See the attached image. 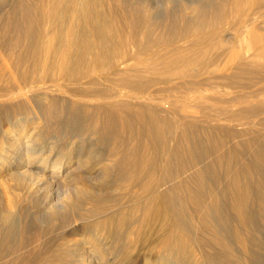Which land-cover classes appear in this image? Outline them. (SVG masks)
<instances>
[{"label": "bare ground", "instance_id": "bare-ground-1", "mask_svg": "<svg viewBox=\"0 0 264 264\" xmlns=\"http://www.w3.org/2000/svg\"><path fill=\"white\" fill-rule=\"evenodd\" d=\"M169 4L170 1H167L166 7ZM263 6L264 0H200L197 5L183 6L180 12L175 8L162 20H153L149 17L152 8L147 5L146 0H8L6 8L0 10V129L5 123L11 125L10 120L15 123L3 130V137H0V191L5 198L0 218L1 223L6 226L0 232V258L5 252L13 254L31 235L27 231L26 211L23 213L17 208L24 186L33 187L35 193H42L43 198H47L54 189H62L60 192L67 201L63 205L59 203L58 206L48 207L44 226L52 228L55 222L75 226L88 217L79 213L78 205L83 207L86 204L91 207L92 204H98L102 201L100 196L104 188L101 187L111 185L115 175L128 171L132 164L137 165L138 161L134 156L148 153L151 158L147 165L153 164V158L157 161V158L162 157L163 167L166 169V176H163L173 185L168 196L165 194L161 201L145 205L146 209H159L164 206V202L170 208L174 206L176 210H172L174 217L171 226H184L192 232L198 252L204 260L203 264H255L259 247L256 244L258 225L264 229L263 149H251L252 145L248 144L245 151H248L249 159H243L245 151L237 148L224 157L218 153L220 142L211 138V135H200L176 120L166 121L158 112L152 111V114L143 116L140 109L136 114H141L142 122L134 127L138 132L131 140V128L128 125L127 128L123 127V123L128 122L124 120V105H121L116 117L119 128L114 129V120H110L101 110L93 112L95 115L92 113L90 119L79 120L80 118L75 117L78 111L73 105L67 106V103H57L52 99H45L43 104L36 102L28 95L31 89L28 88L27 91L25 86L36 80L52 79L60 87L66 80L77 83L86 75L98 72H105L106 75H99L98 80L119 72L122 75L120 86H127V76L134 73L161 68L175 69L179 65L188 67L199 55L208 54L215 48V40L209 42L211 38L202 35L210 20L215 18L223 22L234 18L244 28H251L249 38L254 41L253 30L262 27L253 24L251 15ZM68 9L70 18L66 15ZM184 12L189 19L184 33L199 30L198 35L192 36L194 40L188 42L184 39L177 47L166 41L142 45L140 41L147 28L154 36L181 32L183 20L179 18ZM113 16L115 18H111ZM117 18L124 22L115 30L120 33L128 29L137 39L128 43L129 47L122 42L119 49L107 56L104 64L94 66L91 72L84 68L77 69L72 57L80 59L99 46L111 47L108 43L110 28L107 25L113 24L110 19ZM145 57L152 58L142 62L147 59ZM140 59L142 61L137 67H131V61L138 62ZM251 60L255 61L254 54ZM86 97L93 99L94 96ZM146 97L138 89L114 96L121 101L133 102L148 101ZM64 108L69 117L58 119V114ZM143 128L147 130L146 137L140 132ZM46 129L51 130L55 137L61 136V139L65 135L71 138L75 133H79L80 137L88 133L92 142L94 141L92 147L101 150L93 155L91 151L94 149L91 150L90 147L85 155L80 152L73 157H70L71 154L65 156L66 153H63L64 156L59 155L60 153L52 156L55 143L45 144V140L49 139L45 137L48 133L44 134ZM67 136L64 143L68 140ZM167 142L169 147L164 149ZM118 143L120 149L117 152L114 147ZM132 150L131 155L129 152ZM206 168L210 171L207 172ZM90 170H96V174L87 172ZM135 173L140 175L138 171ZM58 181L60 184H56ZM96 185L101 186L96 188ZM69 194L77 200L76 203L68 198ZM176 202L178 207L175 206ZM179 207L182 208L181 216L178 214ZM180 217L182 221L179 220ZM108 221L109 219L102 220L103 223ZM45 227L35 232L31 240L38 242L44 235ZM98 245L96 241L86 238L64 252L56 253L47 247L38 253L13 257L7 264H87L86 259L93 257L105 264L112 261L135 264L139 258L127 254L107 258ZM143 248L140 246V250ZM151 253L152 251L143 257L144 264L153 263ZM155 262L188 264L185 256L178 260L159 259Z\"/></svg>", "mask_w": 264, "mask_h": 264}, {"label": "rangeland", "instance_id": "rangeland-1", "mask_svg": "<svg viewBox=\"0 0 264 264\" xmlns=\"http://www.w3.org/2000/svg\"><path fill=\"white\" fill-rule=\"evenodd\" d=\"M7 1L0 0V10L6 8ZM167 1H170V4L166 7ZM146 3L152 8V14L149 17L153 20H162L168 12H173L175 8L179 9L178 12H180L183 6L197 5L200 0H146ZM185 12L179 18V20H183L181 21L183 29L179 32V36V33L154 36L153 32L148 31L149 28H147L144 38H141L140 41L142 45L146 46L151 42L166 41L173 43L177 47L183 43L184 39L188 42L194 40L192 36L198 35L199 30L193 29L190 34L184 33L189 20L186 15L187 12ZM70 14L68 9L66 15L69 16ZM251 20L254 21V25L262 27L258 28V30H253L254 41H250L249 38L250 27L244 28L239 21H234V18H228L223 22L214 18L210 20L209 27L207 26L202 32V35L211 38L209 42L215 40L214 50L208 54H203V56L199 55L195 62L188 67L179 65L175 69L161 68L131 74L125 80L128 87L120 86L121 73L115 72L105 78L106 80H98L99 75L106 76L105 72H98L97 74L90 73L86 75L77 83L66 80L63 84L60 83V87H58L56 81L46 79L44 81L36 80L30 82L25 88H27V91L31 89L27 93L34 100H37L36 102L43 104L45 99H52V101L57 103H67V106L73 105L78 111L75 117L80 118L79 120L90 119L93 112L101 110L106 113L105 115L110 120H114V129L119 128L116 117L119 115L121 105H124L126 108L123 113L124 120L128 122L123 123V127L127 128L128 125L131 128V140L133 135L138 132L134 127L142 122L141 114H136L138 109H140L143 112V116L145 114L148 115V113L152 114V111L158 112V115L164 117L166 121L176 120L186 124L188 128L197 131L200 135H211V138L220 142L218 153L224 157L227 156L229 151L236 148L239 151L247 150L248 144L252 145L251 149L261 148L264 151V25H261L264 24V6L251 15ZM110 22L113 24L107 25V27L110 28L108 43L111 44V47L101 48L99 46V48L91 49L85 56L82 55L81 60L75 56L72 57L71 60H74L73 63L77 69L84 68V70L91 72L94 66L104 64L107 56H111L117 48L119 49L118 46L122 42L129 47L127 44L133 39H137L133 33H129L128 29H124L120 33L115 30L118 25H122L121 23L124 22L121 18L110 19ZM113 25L114 27H112ZM155 38L158 39L155 40ZM253 54L255 61L251 60ZM151 58L144 59V61L140 59L138 62L131 61L130 65L135 68L139 62L150 61ZM132 89L142 91L147 96L148 101H121L114 98L118 93ZM87 95L94 97L89 99L86 97ZM38 98L41 99L38 101ZM94 98L98 99V101ZM245 102L248 103L244 104ZM68 115V111H65L64 108L57 117L58 119H66L69 117ZM94 115L95 113H93ZM10 121L11 125L15 123L12 120ZM11 125L5 123L1 126V138L4 134L3 130L11 127ZM146 131L144 128L140 130L142 136L146 137ZM44 134H47L45 137L49 138L47 141L45 140L47 142L45 143L46 145L55 143L52 156L60 153L59 155L62 156L71 154L70 157H73L77 154L79 155L80 152L85 155L89 152L90 147L94 145V141L92 142L93 139L88 133L82 135V137H80L79 133H75L77 136L74 134V137L72 136L71 138L65 135L62 139L61 136L60 138L55 137L49 129L48 131L47 129L44 130ZM113 134L115 135V133ZM51 136H53V139H50ZM66 136L68 140L64 143ZM61 144L65 147H62ZM166 147H169L168 142L163 146L164 149ZM99 149L98 147H92V154L98 153ZM114 149L118 152L120 149L119 143ZM126 149L128 150V148ZM63 153L66 154L63 155ZM129 154L132 155L133 150ZM149 158H151V155L148 153H140L134 156V159L138 161L137 165L132 164L127 169L128 171L125 170L126 172L120 173L121 175L119 176L118 174L115 175L114 183L111 185L102 186L101 188H104L100 196L102 201L98 204H92L91 207L86 204L83 207H79V204V213L88 215L89 218L87 217L77 222L75 226L67 225L68 223L59 224L58 222H55L56 224L54 223L55 226L52 228L44 226L48 207L63 205L67 201L63 198L65 195L60 192L62 189L57 191H54V189L47 198H43L42 193H35L34 189H32L33 187L29 188L28 186L25 188L24 186L22 188V199H19L20 202L17 201V208L19 207V210L21 209L23 213L24 211L27 212H25L28 222L27 231L31 235L13 254L3 253L0 258V264H7L11 258L16 256L38 253L47 249V247L56 253L64 252V250L70 249L71 246L74 247V244L78 241L86 238L96 241L99 244L98 247L100 246L99 248L107 258L127 254L139 257L135 264H144L143 257L152 251L150 254L152 256V264H157L155 261L159 259L178 260L182 256H185L188 264H203L204 260L198 252V246L192 236V232L184 226H178L177 228L174 225L171 226V221L174 217L172 210H176L174 206L170 208L164 202V206L159 209H149V207L146 209L145 205H151V203L153 205L154 202L161 201L163 199L162 196L165 194L168 196L169 189L173 185L172 182L164 177L166 176L164 175L166 169L163 167L162 157L157 158V161L156 159L154 161L153 158L151 160L153 164L149 163L147 165ZM244 158L249 159L248 151L243 152ZM11 162L13 161L11 160ZM137 171L140 172V175L135 173ZM206 171L209 172L210 170L206 168ZM87 172H93L92 175L96 174V170ZM189 173L186 175H189ZM56 184H60V181ZM98 186L101 185H96V188H99ZM30 190H33V192ZM26 191L27 193H25ZM67 196L71 198L72 202L76 203L77 200L70 194ZM4 200L5 198L0 191L1 211L4 207ZM175 206H179L177 202ZM181 210L182 208L179 207L178 214L180 216ZM1 211L0 215L3 214ZM181 218H179L180 221H182ZM105 219H109V221L103 223L102 220ZM41 227L46 229L44 235L40 238L41 242L40 240L38 242L32 241V235L41 230ZM259 227L260 225H258L256 234V244L259 247L255 256L257 261L255 264H264V229L262 226ZM5 228L6 226L1 223L0 218V232H3ZM140 246L144 248L140 250ZM86 261L87 264L101 263L94 257L86 259ZM109 263L125 264L117 261Z\"/></svg>", "mask_w": 264, "mask_h": 264}]
</instances>
